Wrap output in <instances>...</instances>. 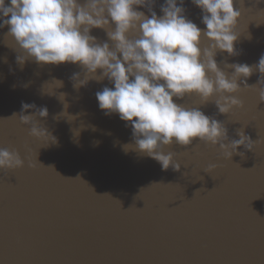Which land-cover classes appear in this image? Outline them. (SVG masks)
I'll list each match as a JSON object with an SVG mask.
<instances>
[{
    "label": "water",
    "instance_id": "obj_1",
    "mask_svg": "<svg viewBox=\"0 0 264 264\" xmlns=\"http://www.w3.org/2000/svg\"><path fill=\"white\" fill-rule=\"evenodd\" d=\"M163 3L156 0L157 15ZM183 7L206 29L200 8L191 0ZM234 7L241 11L235 45L241 54L216 56L229 75L234 69L225 64L251 66L264 55V0H235ZM7 32L0 28V147L19 151L26 162L0 170V264H264V102L258 70L247 78L254 87L236 94L244 106L229 114H220L212 101L201 104L195 94L176 100L224 122L230 139H239L237 130L243 129L257 141L255 150L241 146L243 157L225 159L218 146L198 138L189 146L173 143L165 151L174 152L181 168L165 171L156 160L123 150L133 143L130 124L118 114L106 116L96 98L105 86L114 87L107 79L76 89L71 77L79 72L83 78L79 65L30 60L21 70ZM91 34L108 40L103 29ZM22 102L47 107L40 125L55 143L29 134L18 117ZM212 164L215 170L205 172ZM139 187L147 191L144 214L137 212ZM170 192L180 199L177 205ZM161 195L173 208L160 206ZM124 216L125 227L106 231L110 219L121 224Z\"/></svg>",
    "mask_w": 264,
    "mask_h": 264
},
{
    "label": "clouds",
    "instance_id": "obj_2",
    "mask_svg": "<svg viewBox=\"0 0 264 264\" xmlns=\"http://www.w3.org/2000/svg\"><path fill=\"white\" fill-rule=\"evenodd\" d=\"M191 2L201 9L206 29L186 16L185 0H164L162 15L154 11L156 0H0V28L7 27L6 35L15 42L21 70L30 60L39 65H79L83 78L79 72L71 77L76 89L92 80L107 79L114 87L105 86L96 98L106 116L118 114L130 124L133 143L123 145V150L156 160L162 170L179 171L181 164L174 152L165 151L173 143L189 146L198 138L218 146L223 158L232 159L234 154L244 156L241 146L254 151L257 141L243 129L237 130L239 139H230L224 122L176 100L195 94L201 104L212 101L220 114H229L244 106L236 94L254 87L247 78L258 70L259 101L264 102V55L251 66L225 64L234 69L231 75L216 59L218 51L241 54L235 47L241 17L235 0ZM140 8L147 9L150 16ZM93 29L105 30L108 40L99 41L91 34ZM56 85L62 87L63 82L56 81ZM47 92L51 93L49 87ZM29 109L36 111L27 114ZM48 115L47 107L22 102L18 117L29 126L32 137L47 145L56 142L40 125L41 118ZM75 135L79 136V130ZM25 162L19 151L0 147V170L23 168ZM29 166L35 164L29 161ZM215 168V164L209 165L205 172L211 174Z\"/></svg>",
    "mask_w": 264,
    "mask_h": 264
},
{
    "label": "bare ground",
    "instance_id": "obj_3",
    "mask_svg": "<svg viewBox=\"0 0 264 264\" xmlns=\"http://www.w3.org/2000/svg\"><path fill=\"white\" fill-rule=\"evenodd\" d=\"M156 182H158L157 178H156ZM139 189H140L141 192L137 191V193H136V195L140 196V199H139V202H138L139 211H138L137 208L136 209H137L138 214H144V213H146L148 211V210H146V208H145V206L143 204V199H144V196L146 195L147 191L145 189L141 188V187H139ZM170 196L173 198V200H175V204L174 205H177L180 199H178V197L173 192H170ZM160 200H161V201H159L161 203L160 206H168L169 209L173 208L172 207V203L167 198H165L163 195H161ZM128 201H129L130 205L133 204L132 200H128ZM185 204L189 208V205L187 203H185ZM172 215H173V213H171L169 215V217H172ZM125 217L126 216H124L123 222L121 224H118L116 220L110 219L109 223L105 227L106 231L107 232H111V231H114L116 228L125 227L127 222H128ZM154 227H156V226L154 225Z\"/></svg>",
    "mask_w": 264,
    "mask_h": 264
}]
</instances>
